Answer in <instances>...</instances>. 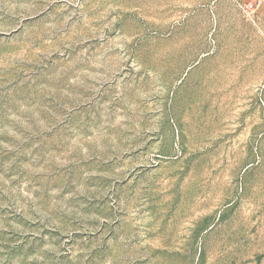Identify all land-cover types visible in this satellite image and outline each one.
Segmentation results:
<instances>
[{"label":"rangeland","instance_id":"obj_1","mask_svg":"<svg viewBox=\"0 0 264 264\" xmlns=\"http://www.w3.org/2000/svg\"><path fill=\"white\" fill-rule=\"evenodd\" d=\"M0 264H264V0H0Z\"/></svg>","mask_w":264,"mask_h":264}]
</instances>
